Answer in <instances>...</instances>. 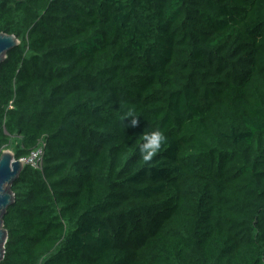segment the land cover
<instances>
[{
    "label": "trees",
    "instance_id": "obj_1",
    "mask_svg": "<svg viewBox=\"0 0 264 264\" xmlns=\"http://www.w3.org/2000/svg\"><path fill=\"white\" fill-rule=\"evenodd\" d=\"M0 32V155L44 147L0 264H264V0H0Z\"/></svg>",
    "mask_w": 264,
    "mask_h": 264
},
{
    "label": "water",
    "instance_id": "obj_2",
    "mask_svg": "<svg viewBox=\"0 0 264 264\" xmlns=\"http://www.w3.org/2000/svg\"><path fill=\"white\" fill-rule=\"evenodd\" d=\"M19 43V39L14 34L0 32V62L6 57L9 50ZM23 168V163L14 158L12 150L2 151L0 155V260L4 256L7 240V231L3 227L1 218L14 199L11 184L21 174Z\"/></svg>",
    "mask_w": 264,
    "mask_h": 264
},
{
    "label": "clouds",
    "instance_id": "obj_3",
    "mask_svg": "<svg viewBox=\"0 0 264 264\" xmlns=\"http://www.w3.org/2000/svg\"><path fill=\"white\" fill-rule=\"evenodd\" d=\"M127 117L131 118V126L135 127L139 123L135 114L129 112L126 114V118ZM165 140L166 137L163 132L158 129L143 133L142 141L137 145L142 160L144 162L151 161L153 156L160 151L161 145Z\"/></svg>",
    "mask_w": 264,
    "mask_h": 264
},
{
    "label": "built area",
    "instance_id": "obj_4",
    "mask_svg": "<svg viewBox=\"0 0 264 264\" xmlns=\"http://www.w3.org/2000/svg\"><path fill=\"white\" fill-rule=\"evenodd\" d=\"M23 165L31 166L32 168L42 170L44 163V147L39 144L33 148L27 156L18 158Z\"/></svg>",
    "mask_w": 264,
    "mask_h": 264
}]
</instances>
